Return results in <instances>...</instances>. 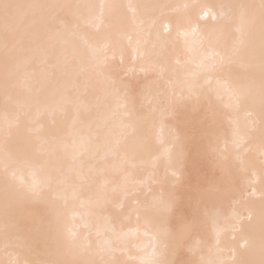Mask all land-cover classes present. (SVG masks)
<instances>
[{"label":"snow or ice","instance_id":"obj_1","mask_svg":"<svg viewBox=\"0 0 264 264\" xmlns=\"http://www.w3.org/2000/svg\"><path fill=\"white\" fill-rule=\"evenodd\" d=\"M125 7L133 24L209 7L224 24L194 53L133 55L99 35ZM165 127L161 176L143 158ZM225 205L244 211L222 223ZM0 243V264H264V0H0Z\"/></svg>","mask_w":264,"mask_h":264},{"label":"bare ground","instance_id":"obj_2","mask_svg":"<svg viewBox=\"0 0 264 264\" xmlns=\"http://www.w3.org/2000/svg\"><path fill=\"white\" fill-rule=\"evenodd\" d=\"M73 3H88V4H120V5H143V4H153V3H168L173 5H179L183 3H198L207 4L209 6L219 5L223 3H234V2H248V0H69ZM99 9H97V12ZM204 12L208 15L205 16ZM133 10L128 8H122L116 10L111 20L105 19V24L101 25V31L99 35L103 37L106 33L110 32L108 36V41L119 42L126 48L128 46V38L131 37L132 46L129 51L135 55V48L137 46V41H139V48L141 54L146 51H151L154 45H159V40L166 39L170 45L174 44L182 52H187L185 48V43L191 48V50L196 52L205 41L206 36L209 33L215 32L220 29L224 21L221 19L220 10L215 7H209L204 9L199 13L198 18L194 23L184 22L182 25H178L177 21L183 17L182 10L179 9H168L164 11H156L151 13L149 16L141 17L139 12L136 16V24H133ZM123 18V25L117 30L115 28L109 29L105 25L114 23L117 19ZM141 19L150 20V28L146 25L147 30L141 29L137 25ZM184 33L183 35H177V33ZM228 103L227 97L225 96L222 101H220V110L222 114V119L218 129L219 143L223 146L224 141L230 140L232 123L230 120V114L226 105ZM239 121L241 124L244 122V116L241 113L239 116ZM168 128L163 129L157 128L155 134L152 138V146L148 153L145 154L143 158V165L151 166L155 165L159 175L163 176L167 168V158L165 155V146L168 141ZM145 179L148 178L147 173H145ZM253 185L256 188L254 199H259L260 196V177L259 174L252 178ZM247 189V185H244ZM247 195V191L245 192ZM241 213L244 209L239 206H229L225 205L221 209L222 213V223L226 222V218L229 217L232 212ZM0 254H2V243H0Z\"/></svg>","mask_w":264,"mask_h":264}]
</instances>
